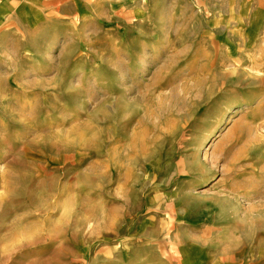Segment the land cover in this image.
<instances>
[{
  "label": "rangeland",
  "instance_id": "1",
  "mask_svg": "<svg viewBox=\"0 0 264 264\" xmlns=\"http://www.w3.org/2000/svg\"><path fill=\"white\" fill-rule=\"evenodd\" d=\"M19 4L0 34V264H264V0H105L53 28ZM201 133L207 173L186 175ZM230 192L237 217L210 222Z\"/></svg>",
  "mask_w": 264,
  "mask_h": 264
},
{
  "label": "bare ground",
  "instance_id": "2",
  "mask_svg": "<svg viewBox=\"0 0 264 264\" xmlns=\"http://www.w3.org/2000/svg\"><path fill=\"white\" fill-rule=\"evenodd\" d=\"M159 99H161V98H159ZM161 109L163 110V108H161ZM146 115L147 114L139 117V119L137 120L136 125L134 126L132 132L130 133V140H129V146L128 147H129V149L132 152H139L138 149L143 148L142 142L145 140L144 139L145 136L148 135V133L150 132L149 125H145V122H144V117ZM153 115H155V114H153ZM207 135H208L209 138H211V136H212V134H209V133L206 134V136ZM204 138H205V133H201L199 135V137H198L197 140H189V143L191 142L190 145H193L194 146L195 152L190 153V149L186 150L188 153H190L189 154L190 155V158H193V160H190L188 162H187V160L186 161L184 160L183 163H182V165H183L182 166V169H184V170L187 171L186 172V175H189L190 174L189 172L192 171V170H194L196 172V174H200L198 176H201V177L207 173L206 170H205V167L209 164V162L208 163H207V161L206 162H203V163L202 162H198V158H197V155H198L197 154V150L199 149V146L202 143V141L204 140ZM218 157H216L215 153H213L212 156H211L210 163L213 165V163L217 160ZM185 187L186 186L184 185L182 187V189H181L180 192L174 193V195H173L175 197L174 199H172V197H170V196H167V197L163 198L164 201H166L167 203H170V204H172V201H177V200L180 201V199L182 197L184 198L185 193H183V191H184V188ZM230 194L232 196L229 195V194H225L226 196L225 197H222V199H219V198L217 199L216 198L213 201V204H211L212 209L210 210V214L208 216V220L210 222L216 224V222H219L220 221L219 219H222V220L227 221V222H230V221H234L235 220V218L238 215L239 209H241V205H239L236 201H235L236 202V205H234L231 201L234 200V199H236L237 196L233 195L234 192H230ZM170 204H168L167 207H166V211H167V214H168V216H167V224H169V226H170V224L172 225V224L176 223L177 221L178 222L181 221V218H182V216H180V213L176 210L177 208L175 209V208L169 206ZM204 204L205 203H204L203 200H199V201H196L194 203V207L195 208H203V205ZM215 207L216 208L218 207V209H219V211H218L219 212V215L220 216H223V217L216 218V217H218V214H214L215 213V209H216ZM159 212H158V215L157 216H161V215H159ZM173 215H175V218H172L171 217ZM184 215L185 216H183V219H190V215L191 214L184 213ZM156 219H159L161 221V218H156ZM161 223H164V222H161ZM183 243H184V240H183V242H180L179 246L171 247V249H170L171 253L172 254H175V253H181V252H183V250H184ZM175 262H176V260H175ZM177 263L178 264H182L181 257L179 259H177Z\"/></svg>",
  "mask_w": 264,
  "mask_h": 264
},
{
  "label": "crops",
  "instance_id": "3",
  "mask_svg": "<svg viewBox=\"0 0 264 264\" xmlns=\"http://www.w3.org/2000/svg\"><path fill=\"white\" fill-rule=\"evenodd\" d=\"M14 3H20L19 5L21 6L20 16L16 15L20 18V23L33 22L37 19L39 24L41 22L45 27L52 28L59 25L54 20L67 19V16L71 19H77L78 22L81 20H92L96 17V14H99V11L105 10V0H0L1 35L7 34V29L4 30V25L14 19L12 10ZM211 230L210 225H205L201 228L198 236H202L204 239L206 232H211ZM209 255L210 259L217 256L216 252ZM186 260L191 264L189 259ZM195 263L197 264V262Z\"/></svg>",
  "mask_w": 264,
  "mask_h": 264
}]
</instances>
